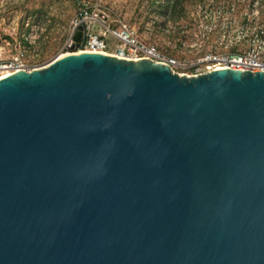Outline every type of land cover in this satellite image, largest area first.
Returning <instances> with one entry per match:
<instances>
[{
    "label": "water",
    "instance_id": "95a60500",
    "mask_svg": "<svg viewBox=\"0 0 264 264\" xmlns=\"http://www.w3.org/2000/svg\"><path fill=\"white\" fill-rule=\"evenodd\" d=\"M0 264H264V72L72 51L0 78Z\"/></svg>",
    "mask_w": 264,
    "mask_h": 264
},
{
    "label": "rangeland",
    "instance_id": "374dc122",
    "mask_svg": "<svg viewBox=\"0 0 264 264\" xmlns=\"http://www.w3.org/2000/svg\"><path fill=\"white\" fill-rule=\"evenodd\" d=\"M85 5L100 9L109 23H127L142 41L177 58L180 72L189 75L208 51L244 50L241 27L264 29V0H183L175 13L160 12L154 0H0V60L25 49L35 66L71 52L65 46ZM108 39L114 49L115 38Z\"/></svg>",
    "mask_w": 264,
    "mask_h": 264
},
{
    "label": "built area",
    "instance_id": "2783aa9c",
    "mask_svg": "<svg viewBox=\"0 0 264 264\" xmlns=\"http://www.w3.org/2000/svg\"><path fill=\"white\" fill-rule=\"evenodd\" d=\"M86 27L85 39L80 45L75 35L80 25ZM247 24V23H246ZM245 24V25H246ZM99 26V31L96 30ZM109 35L115 38V48L109 47ZM239 38L246 39L248 46L244 50L208 51L193 66L199 65L193 74L216 68H233L243 71L264 72V29L250 32L248 27H241ZM67 51H86L112 54L126 59L148 58L153 61L168 63L176 72H180V61L166 54L158 45L146 43L136 35L127 23L112 27L108 17L98 8L85 5L74 20L68 42ZM67 53V52H66ZM42 65L31 66L26 57V50L20 49L15 55L0 60V78L20 70H31Z\"/></svg>",
    "mask_w": 264,
    "mask_h": 264
},
{
    "label": "trees",
    "instance_id": "16d2710c",
    "mask_svg": "<svg viewBox=\"0 0 264 264\" xmlns=\"http://www.w3.org/2000/svg\"><path fill=\"white\" fill-rule=\"evenodd\" d=\"M78 3L80 2V0H76ZM183 0H165L163 2V0H154V4L157 6V9L160 11V12H173L175 13L177 10H178V6L180 5V3L182 2ZM110 25L112 27H116L118 26L117 23H111L110 22Z\"/></svg>",
    "mask_w": 264,
    "mask_h": 264
}]
</instances>
